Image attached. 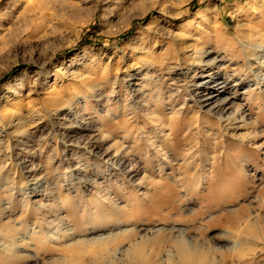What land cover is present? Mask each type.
Wrapping results in <instances>:
<instances>
[{
    "label": "rangeland",
    "instance_id": "obj_1",
    "mask_svg": "<svg viewBox=\"0 0 264 264\" xmlns=\"http://www.w3.org/2000/svg\"><path fill=\"white\" fill-rule=\"evenodd\" d=\"M260 50L264 0H0V264H264Z\"/></svg>",
    "mask_w": 264,
    "mask_h": 264
},
{
    "label": "bare ground",
    "instance_id": "obj_2",
    "mask_svg": "<svg viewBox=\"0 0 264 264\" xmlns=\"http://www.w3.org/2000/svg\"><path fill=\"white\" fill-rule=\"evenodd\" d=\"M76 10V9H75ZM240 12V14H241V11H239ZM75 13H78V14H81L82 13V10L79 8V9H77L76 11H75ZM261 51V55H263L262 56V58L260 59L261 60V65H263V67H264V50H260ZM207 55H209V54H206V57H207ZM259 60V61H260ZM218 62H220V60H215L214 62H212V63H210L212 66H216L217 64H218ZM206 64H207V62H206ZM205 64V65H206ZM208 65H209V63H208ZM209 67H211V66H209ZM202 68H204V66H202V67H200L199 68V70H202ZM206 69V68H205ZM181 70V69H180ZM211 71V70H210ZM217 72V71H216ZM194 75V76H197L198 74H197V71L196 72H194V71H192L191 70V73H189V72H186V73H184L183 71H180V72H177L176 73V75L177 76H180V77H183V78H187V77H189V75ZM264 75V74H263ZM262 75V76H263ZM264 79V78H263ZM263 79H262V81H263ZM210 81H211V79H210ZM206 83H208V82H206ZM205 83V84H206ZM203 84V83H202ZM201 84V85H202ZM200 85V86H201ZM238 86H241V85H234L232 88H230L229 87V85L227 84V83H221V84H217L216 86H212V90H214V92L208 97V99L207 100H205L204 101V103L205 104H208V103H211V102H213L214 100H217V98H220V96H223V95H225V94H230L231 95V93H230V91H232L235 87H238ZM192 87H193V85H192ZM198 88V87H197ZM202 96V95H201ZM238 97H237V94L236 93H234V95L231 97V96H229V97H225V101H224V103H222V105H220V107H218V111L221 113V116L223 115V114H225L226 112H228L230 109H231V105L234 103V100H236ZM20 117V116H19ZM233 118V117H232ZM222 119V118H221ZM241 119L243 120V118L241 117ZM244 119H245V117H244ZM17 120H19L16 124H14L15 122H13V123H11V126H12V124H14V126H13V128L15 127V126H19V125H21V121L20 120H22L21 118L20 119H18L17 118ZM225 121V120H224ZM229 121V120H228ZM233 121V120H232ZM16 127V128H17ZM11 128V127H10ZM88 129V128H87ZM4 130V129H3ZM10 130V129H9ZM3 133L5 134V135H7V137L5 136V138H3ZM9 133H10V131H9ZM8 132H7V130H6V132L5 131H3L2 132V130H0V158H5L6 156L5 155H3V146L5 145V142L10 138H12V135L11 134H9ZM16 133V132H15ZM19 136H21L20 134H18ZM22 135H24V134H22ZM21 138V137H20ZM24 138V137H23ZM22 139V138H21ZM14 140V139H13ZM5 147V146H4ZM110 154V153H109ZM11 157V156H10ZM111 158V157H110ZM112 161L115 163V162H119V160H117V151H116V154L115 155H113V157H112ZM6 161V160H5ZM2 164H1V167H0V169H1V172L0 173H3V162H1ZM5 164V163H4ZM121 164V163H120ZM5 169V168H4ZM34 173V172H33ZM31 176V175H30ZM33 182H35L34 184L35 185H37V186H43L42 185V183H40L39 181H33ZM50 185V184H49ZM45 186V185H44ZM44 188H46V187H44ZM42 189V188H41ZM40 190V189H39ZM45 190V189H44ZM47 191V190H46ZM46 197V196H45ZM48 197V196H47ZM2 201V200H1ZM2 207V206H1ZM59 207V206H58ZM61 207V206H60ZM6 208V207H5ZM1 209V208H0ZM57 209H59V208H57ZM61 209H62V207H61ZM2 210V209H1ZM5 210V209H4ZM8 210V209H7ZM60 211V210H59ZM61 212H62V210H61ZM2 213V214H1ZM1 213H0V222H1V220L3 221V212L1 211ZM28 213V212H27ZM13 214V213H12ZM8 217V216H7ZM9 217H11V216H9ZM13 218V217H12ZM57 220V219H56ZM46 221V220H45ZM57 221H60L61 223L60 224H63V219H61V220H57ZM65 222V224H63V226L64 225H67L66 224V222H67V220H65L64 221ZM50 223V222H49ZM53 223H54V221H53ZM57 224V223H56ZM19 225V224H18ZM61 226V225H60ZM62 226V227H63ZM43 227V226H42ZM68 227V226H67ZM54 228V227H53ZM60 228V227H59ZM63 228H65V227H63ZM62 228V229H63ZM1 229V228H0ZM57 230V229H56ZM39 231V230H38ZM3 237V232L0 230V237ZM27 238V237H26ZM182 245V244H181ZM19 247V246H18ZM184 247V245H182V247H181V250H182V252H181V250H180V252L182 253V255H185V253H187L186 251V249L185 248H183ZM186 247V246H185ZM16 248V247H15ZM14 248V249H15ZM19 248H21V247H19ZM2 249V248H1ZM23 249V248H22ZM21 249V250H22ZM191 249V248H190ZM21 252V251H20ZM27 254V253H26ZM185 258V257H184ZM34 259V258H33ZM32 259V260H33ZM36 259H38V258H36ZM186 259H188V258H186ZM192 260V259H191ZM34 261V260H33ZM40 261V260H39ZM187 262V261H186ZM35 263V261L33 262V264ZM192 263V262H191ZM26 264H32V261L31 262H28L27 261V263ZM35 264H39V262H36Z\"/></svg>",
    "mask_w": 264,
    "mask_h": 264
}]
</instances>
